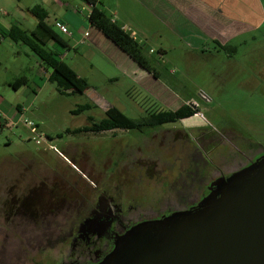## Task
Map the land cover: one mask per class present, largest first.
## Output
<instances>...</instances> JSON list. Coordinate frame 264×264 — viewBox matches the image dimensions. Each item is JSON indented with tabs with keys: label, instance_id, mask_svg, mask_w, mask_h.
I'll use <instances>...</instances> for the list:
<instances>
[{
	"label": "rangeland",
	"instance_id": "374dc122",
	"mask_svg": "<svg viewBox=\"0 0 264 264\" xmlns=\"http://www.w3.org/2000/svg\"><path fill=\"white\" fill-rule=\"evenodd\" d=\"M55 1L0 0V10L29 32L36 19L28 9L38 5L47 9L46 21L62 40L68 41L69 34L82 35L88 23L81 22L75 15L76 9L71 10L73 16L68 19L73 27L65 26L67 35L55 26L60 21L53 19L61 17ZM58 1L72 6L77 1L82 15L81 8L85 5L82 0ZM258 2L264 16V0ZM97 8L108 18L112 10L117 11V22L128 34H135L155 77L145 70L130 75L102 50L79 45L67 52L63 61L86 80L88 88L81 95L59 94L55 84L45 79L31 51L22 44L5 40L0 50V94L6 89V81L24 76L27 88L34 95L29 103L24 95L18 96L19 104L26 108L23 118L0 119L1 192L6 188L11 189L12 196H23L49 173L36 163L56 157L65 165L74 162V169L92 167L87 172L92 180L107 178L109 174L122 175L129 184L128 200H134L142 213L150 210L156 213L181 206L180 198L189 185L191 190H187L185 197L191 201L200 186L206 185L217 172L262 155L264 22L256 32L225 43L229 50L219 49L212 42L205 49H193L141 2L98 0ZM81 26L84 29L78 32ZM45 48L65 52L53 42ZM84 104L92 108L72 115L73 110ZM183 104L194 105L197 114L143 132L67 133L88 125V118L98 122L109 107L139 122L153 111L175 110ZM27 122L46 137L45 142L39 145L34 142ZM77 159H82L80 164ZM31 160V166H27ZM24 232L28 230H16V238L21 240ZM36 233L32 230V234ZM45 257L48 261L55 257L50 246ZM45 257L31 250L25 264L45 263ZM15 264L23 263L19 260Z\"/></svg>",
	"mask_w": 264,
	"mask_h": 264
},
{
	"label": "flooded vegetation",
	"instance_id": "af4514ba",
	"mask_svg": "<svg viewBox=\"0 0 264 264\" xmlns=\"http://www.w3.org/2000/svg\"><path fill=\"white\" fill-rule=\"evenodd\" d=\"M255 159H246L233 169L217 172L206 185L200 186L191 201L185 197L187 190H191L189 185L180 198L181 206L156 213H151L152 210L142 213L134 200H128L129 184L122 175L109 174L107 178L92 180L87 173L92 167L78 170L73 168L74 162L65 165L56 157L40 162L35 159L37 165L47 169L48 175L23 196H12L11 189L0 191V264H15L19 260L25 264L31 250L45 257L48 246L54 250L55 257L50 261L45 257V263L38 264H98L111 252L116 239L132 226L188 209L208 194L207 188L213 180ZM81 161L76 160L78 164ZM91 166L96 165L92 162ZM16 230L28 232L18 240ZM32 230L38 233L32 234Z\"/></svg>",
	"mask_w": 264,
	"mask_h": 264
},
{
	"label": "water",
	"instance_id": "95a60500",
	"mask_svg": "<svg viewBox=\"0 0 264 264\" xmlns=\"http://www.w3.org/2000/svg\"><path fill=\"white\" fill-rule=\"evenodd\" d=\"M186 210L128 229L98 264H264V155Z\"/></svg>",
	"mask_w": 264,
	"mask_h": 264
},
{
	"label": "crops",
	"instance_id": "0c3cea01",
	"mask_svg": "<svg viewBox=\"0 0 264 264\" xmlns=\"http://www.w3.org/2000/svg\"><path fill=\"white\" fill-rule=\"evenodd\" d=\"M98 1V0H97ZM141 2L143 6L149 7V10L158 20L167 23L168 28L180 35L186 42V45L193 49H205L208 42H216L220 46L227 44L232 38H238L242 35H248L256 32V29L264 22V16L258 0H135ZM61 3L55 1V7L60 9L61 17L58 20L65 26L71 25L69 17H72L71 10H75V15L81 18L82 23H88L87 13L90 6L86 4L81 8L82 15L79 14V3L72 2ZM115 2L111 3V9L115 7ZM74 5H76L74 7ZM97 8V4L95 5ZM2 11V10H1ZM47 11V9H46ZM4 13V12H3ZM48 13V11H47ZM64 13V14H63ZM49 15V13H48ZM64 15V16H62ZM110 20L123 28L117 21L118 13L114 9L111 12ZM66 17V18H65ZM14 19V18H13ZM9 18L8 14L0 15V31L2 34L7 33L11 26L17 25L16 22ZM83 19V21H82ZM48 24H51L47 22ZM81 24V23H80ZM72 26V25H71ZM73 27V26H72ZM81 29V30H80ZM84 28L81 26L78 32ZM124 29V28H123ZM125 30V29H124ZM87 33V37L84 34ZM65 42V52H58L59 59L63 61L68 56L70 50L79 45H87L93 49L102 50L109 57L114 59L115 65L125 69L130 75L135 76L137 73L142 74V68L139 67L126 53L116 47L108 40L99 30L87 25L86 29L80 34H69ZM6 38L0 40V50L5 44ZM136 40V39H135ZM7 44V43H6ZM10 47L9 43L7 44ZM89 53H92L90 51ZM38 66L47 80L48 72ZM127 73V74H128ZM21 77V76H19ZM13 78L5 82L6 89L0 94V119H19L23 118L26 108L24 104H19V95H24L25 102L29 103L33 95L30 89L25 85L12 88L19 78ZM48 81V80H47ZM12 92V93H11Z\"/></svg>",
	"mask_w": 264,
	"mask_h": 264
},
{
	"label": "trees",
	"instance_id": "16d2710c",
	"mask_svg": "<svg viewBox=\"0 0 264 264\" xmlns=\"http://www.w3.org/2000/svg\"><path fill=\"white\" fill-rule=\"evenodd\" d=\"M84 4L90 6L87 21L93 28L99 30L116 47L126 53L143 70L150 71V66L143 56V46L133 39L123 28L112 22L101 10L95 7L97 0H82ZM28 12L36 19V24L29 32L22 30L17 25L10 27L7 33L0 34L13 43L22 44L27 47L31 53L38 59L40 66L48 72L47 80L55 84L59 94H83L88 88L84 78L79 76L70 66L59 59L56 51L46 49L45 47L53 42L61 48H65V42L59 37L50 24L47 23L48 14L41 6H34L28 9ZM219 49L229 50L225 46H220L213 42ZM12 88L25 85L27 79L24 76L19 77ZM92 108L89 104L78 106L71 113L79 115ZM197 108L190 104H183L175 110L162 108L151 112L143 120L136 122L125 116L115 107H109L104 111V117L98 122H93L88 118L89 124L74 130H68V134L76 133H102L113 130L137 131L143 132L144 129L156 128L165 124H172L179 120H185L197 114Z\"/></svg>",
	"mask_w": 264,
	"mask_h": 264
},
{
	"label": "built area",
	"instance_id": "2783aa9c",
	"mask_svg": "<svg viewBox=\"0 0 264 264\" xmlns=\"http://www.w3.org/2000/svg\"><path fill=\"white\" fill-rule=\"evenodd\" d=\"M3 14H4L3 11L0 10V15H3ZM88 15H89V12L87 13V17H88ZM55 26L58 27L59 31H60L62 34H66V35L68 34L65 25L62 24L61 22H55ZM87 35H88V34L85 33V34H84V37H87ZM130 36H131L133 39H135V38H134V37H135V34H134V33H132ZM1 38H2V36H1V34H0V40H1ZM191 105H192V104H191ZM192 106L195 108L194 105H192ZM25 125H26L27 129L30 131V133H32V134L34 135V136H33V139H34V142H35L37 145L41 144L42 142H45L46 137H45L44 135H42L40 132H38L37 128H36L32 123L27 122V123H25ZM52 150H53L55 153H58V151H57L55 148H53Z\"/></svg>",
	"mask_w": 264,
	"mask_h": 264
}]
</instances>
